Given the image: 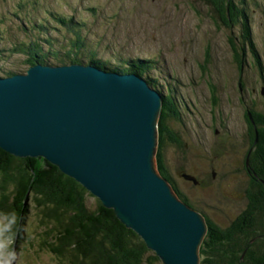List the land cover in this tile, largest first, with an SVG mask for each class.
Segmentation results:
<instances>
[{"label":"rangeland","instance_id":"rangeland-1","mask_svg":"<svg viewBox=\"0 0 264 264\" xmlns=\"http://www.w3.org/2000/svg\"><path fill=\"white\" fill-rule=\"evenodd\" d=\"M211 1L0 0V77H6L2 69L14 75L29 67L24 54L11 50L15 43L37 41L43 51L64 55L77 49L71 48L75 32L85 42L79 50L83 65H93L88 62L92 52L109 65L132 58L155 61L142 75L135 74L157 88L162 103L169 98L163 148L167 172L203 214L224 227L245 209V190L257 176L248 164L254 146L247 118L249 110L264 114V0L238 3L248 16L257 55L247 41L242 51L239 25L225 26ZM50 11L72 23H59ZM32 20L47 21V28H31ZM232 40L242 53L240 66ZM87 204L95 208V198L88 196ZM25 219L22 242L3 252L15 250L12 264H57L40 244L43 226L32 202Z\"/></svg>","mask_w":264,"mask_h":264},{"label":"water","instance_id":"water-1","mask_svg":"<svg viewBox=\"0 0 264 264\" xmlns=\"http://www.w3.org/2000/svg\"><path fill=\"white\" fill-rule=\"evenodd\" d=\"M161 109L160 94L135 73L36 63L0 77V148L58 167L163 264H200L205 217L156 167Z\"/></svg>","mask_w":264,"mask_h":264},{"label":"trees","instance_id":"trees-1","mask_svg":"<svg viewBox=\"0 0 264 264\" xmlns=\"http://www.w3.org/2000/svg\"><path fill=\"white\" fill-rule=\"evenodd\" d=\"M214 1H211V5L225 26L239 25L242 51L247 41L252 54L257 55L250 37L248 16L238 4H242L244 0ZM50 16L63 25L72 23L71 18H66L65 21L51 11ZM44 22L47 21L35 23L32 20L29 24L31 28L36 26L45 30L47 26ZM231 42L235 59L240 66L242 53L235 47L233 40ZM74 46L77 47L76 50L71 49L64 55L56 51H43L37 41L17 42L11 50L24 54V63L28 66L36 63H78L81 60L79 50L85 47L84 38L78 32H75V40L71 43V48ZM88 62L103 69L132 71L139 75L155 63L152 59L132 58L123 60L118 65H109L95 57L94 52L90 54ZM2 70L5 76L14 73ZM146 80L154 86V80L149 77ZM154 89L157 90L155 86ZM168 100L169 98L164 99L158 120L159 145L156 153V167L166 179L170 178L163 153L166 144L164 121L166 115L169 116L165 110L167 107L171 109ZM249 114L248 136L250 146L254 147L248 164L257 176H251V184L245 190L248 197L245 209L227 226H219L203 214L207 231L199 249L200 264H264V185L256 180H264V114L250 110ZM169 180L182 200L187 199L194 204L171 178ZM88 196L95 198V208L87 204ZM30 202L34 204L43 226L40 244L55 256L57 264H163L134 231L117 219L112 209L104 207L97 197L73 178L63 174L58 167L42 157H15L0 148V213L15 214L13 245L22 242Z\"/></svg>","mask_w":264,"mask_h":264},{"label":"clouds","instance_id":"clouds-1","mask_svg":"<svg viewBox=\"0 0 264 264\" xmlns=\"http://www.w3.org/2000/svg\"><path fill=\"white\" fill-rule=\"evenodd\" d=\"M15 222V214L13 212L0 213V253H2L0 264H12L16 258L14 249L3 252L4 249H7L14 242L12 227Z\"/></svg>","mask_w":264,"mask_h":264},{"label":"flooded vegetation","instance_id":"flooded-vegetation-1","mask_svg":"<svg viewBox=\"0 0 264 264\" xmlns=\"http://www.w3.org/2000/svg\"><path fill=\"white\" fill-rule=\"evenodd\" d=\"M248 118H249V116H248ZM247 118V120H249ZM180 172V171H179ZM185 175V174H184ZM185 179V178H184ZM196 181V180H195ZM184 201H186V203L189 205V206H191L193 209H195L196 211H198V212H200L201 214H203V212H202V210L200 209V207L198 206V205H196L194 202V204H192V203H190L189 201H187V199L186 200H184Z\"/></svg>","mask_w":264,"mask_h":264}]
</instances>
